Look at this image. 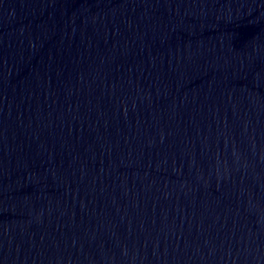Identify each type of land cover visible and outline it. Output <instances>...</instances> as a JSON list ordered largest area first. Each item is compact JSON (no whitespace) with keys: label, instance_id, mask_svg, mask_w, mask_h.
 <instances>
[{"label":"water","instance_id":"water-1","mask_svg":"<svg viewBox=\"0 0 264 264\" xmlns=\"http://www.w3.org/2000/svg\"><path fill=\"white\" fill-rule=\"evenodd\" d=\"M0 264H264V0H0Z\"/></svg>","mask_w":264,"mask_h":264}]
</instances>
